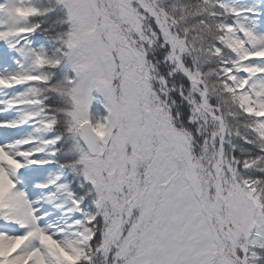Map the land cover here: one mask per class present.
<instances>
[{"label": "snow or ice", "instance_id": "snow-or-ice-1", "mask_svg": "<svg viewBox=\"0 0 264 264\" xmlns=\"http://www.w3.org/2000/svg\"><path fill=\"white\" fill-rule=\"evenodd\" d=\"M0 264H264V0H0Z\"/></svg>", "mask_w": 264, "mask_h": 264}]
</instances>
